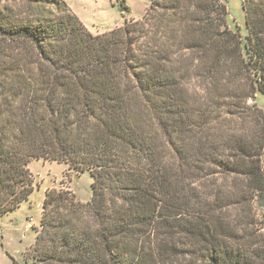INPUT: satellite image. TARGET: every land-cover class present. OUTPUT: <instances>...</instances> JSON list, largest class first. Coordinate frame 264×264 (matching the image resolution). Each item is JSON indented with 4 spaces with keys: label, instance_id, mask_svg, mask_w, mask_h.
Returning a JSON list of instances; mask_svg holds the SVG:
<instances>
[{
    "label": "trees",
    "instance_id": "obj_1",
    "mask_svg": "<svg viewBox=\"0 0 264 264\" xmlns=\"http://www.w3.org/2000/svg\"><path fill=\"white\" fill-rule=\"evenodd\" d=\"M241 3L244 39L222 0L97 34L65 0H0V216L33 159L92 177L84 203L46 189L24 264H264V0Z\"/></svg>",
    "mask_w": 264,
    "mask_h": 264
},
{
    "label": "rangeland",
    "instance_id": "obj_2",
    "mask_svg": "<svg viewBox=\"0 0 264 264\" xmlns=\"http://www.w3.org/2000/svg\"><path fill=\"white\" fill-rule=\"evenodd\" d=\"M13 1L20 2L7 0V3ZM65 1L69 9L94 34L122 26L129 20L141 19L150 3V0H123L128 7L125 10L120 5L122 0ZM222 1L228 8L227 25L233 30L239 29L244 39L247 28L241 0ZM253 101L264 110V94L257 92ZM28 167L33 181L32 192L16 208L0 216V264H24V255L33 245L39 230L46 189H70L83 203L92 197V177L88 171L75 172L64 162L43 159L31 160ZM236 211L237 208H233L231 213ZM253 217L255 227L264 228V206L255 207Z\"/></svg>",
    "mask_w": 264,
    "mask_h": 264
}]
</instances>
